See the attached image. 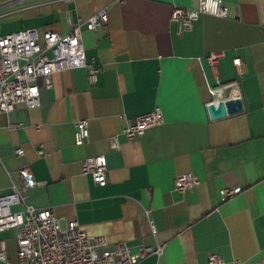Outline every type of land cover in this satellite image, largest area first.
Returning <instances> with one entry per match:
<instances>
[{"label": "crops", "instance_id": "crops-1", "mask_svg": "<svg viewBox=\"0 0 264 264\" xmlns=\"http://www.w3.org/2000/svg\"><path fill=\"white\" fill-rule=\"evenodd\" d=\"M222 1L227 18L200 15L178 35L172 8H196L198 0H0L1 34H66L80 24L85 58L100 67L93 85L84 67L57 71L51 88L39 82L37 107L16 104L0 113V195L10 191L8 173L18 178L29 163L41 184L26 191V202L50 208L63 228L75 220L87 235L126 243L132 252L163 246L160 256L137 264H207L212 251L223 264H264V0ZM102 9L107 22L86 30L83 23ZM212 51L224 52L215 71L205 61ZM235 57L244 63L242 75ZM217 79L234 85L223 94L238 92L243 109L211 120ZM155 107L163 124L127 140L125 119ZM81 119L89 137L75 145ZM94 155L105 158L104 186L81 170ZM185 173L199 182L181 193L174 179ZM235 185L242 191L222 200L219 189ZM0 238L17 264L15 229Z\"/></svg>", "mask_w": 264, "mask_h": 264}, {"label": "built area", "instance_id": "built-area-1", "mask_svg": "<svg viewBox=\"0 0 264 264\" xmlns=\"http://www.w3.org/2000/svg\"><path fill=\"white\" fill-rule=\"evenodd\" d=\"M200 15L227 18L228 7L222 0H198L196 8L174 6L170 21L175 25L178 35L191 30ZM67 22L71 24L69 18ZM107 22L105 9L92 14L84 23L86 30L101 29ZM80 24H72L69 33L60 34L47 30L39 34L35 29H23L17 32L0 33V113L7 114L14 105L23 104L28 108L39 105V82L49 89L52 86L51 75L57 71L84 67L88 82L93 85L97 81L100 67L95 61H87L81 42ZM224 57L223 51H212L205 56L211 70H216L219 60ZM233 65L239 75L244 71V63L238 57L233 58ZM211 88L210 93L216 98L217 91L232 89L233 84ZM126 126L122 134L127 140L142 136L148 128L163 124L160 108L126 118ZM89 123L87 119L75 123L74 144L81 145L88 140ZM111 149H117V135L108 137ZM16 156L24 151L18 147ZM39 155L43 154L38 150ZM81 170L91 176L93 183L104 186L106 179V162L103 155L89 156L83 159ZM19 177L8 173L10 191L0 195V233L14 228L17 241V264H137L150 254L160 256L163 246L155 248L140 245L135 252L126 243L109 245L103 235L89 236L79 227L75 220L67 221L63 228L60 219L50 208H37L26 202V191L41 183L34 179L29 163H23ZM192 173L177 175L174 188L178 192L198 184ZM242 191L238 185L219 189L222 200L229 199ZM22 205V210L12 211L11 206ZM151 233L155 228L151 223ZM0 261L11 264L7 258L5 240L0 238ZM217 252H210L207 264H223ZM232 264H240L233 261Z\"/></svg>", "mask_w": 264, "mask_h": 264}, {"label": "water", "instance_id": "water-1", "mask_svg": "<svg viewBox=\"0 0 264 264\" xmlns=\"http://www.w3.org/2000/svg\"><path fill=\"white\" fill-rule=\"evenodd\" d=\"M224 91H217L216 98L207 105V111L211 120L223 118L227 115L242 111V99L238 92L224 96Z\"/></svg>", "mask_w": 264, "mask_h": 264}]
</instances>
